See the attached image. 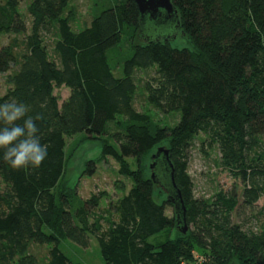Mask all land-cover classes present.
I'll use <instances>...</instances> for the list:
<instances>
[{
	"label": "trees",
	"instance_id": "16d2710c",
	"mask_svg": "<svg viewBox=\"0 0 264 264\" xmlns=\"http://www.w3.org/2000/svg\"><path fill=\"white\" fill-rule=\"evenodd\" d=\"M73 2L30 0L23 12L21 0H0V34L14 36L0 46V74H7L8 86L0 103H24L28 116L41 117L36 123L48 147L39 168L13 169L0 160V264H83L61 244L87 248L91 237L106 264H264V221L255 231L232 219L260 201L264 216V0H173L176 31L189 45L151 36L134 45L120 75L109 57L125 32L140 38L136 2L104 6L81 26ZM62 86L70 94L61 102L55 90ZM138 90L178 120L162 126L139 111ZM78 134L110 136L114 143L105 145L104 156L133 181L113 206L115 219L92 214L97 196L74 208L69 195L57 193L67 139ZM200 134L219 150L221 165L242 180L241 199L224 190L195 197L188 159ZM164 142L186 206L187 232L177 228L174 204L154 198L157 186L168 195L169 167L159 166L166 187L143 169L145 156ZM170 227L178 231L174 239L151 240ZM34 244L47 246L43 259Z\"/></svg>",
	"mask_w": 264,
	"mask_h": 264
},
{
	"label": "rangeland",
	"instance_id": "374dc122",
	"mask_svg": "<svg viewBox=\"0 0 264 264\" xmlns=\"http://www.w3.org/2000/svg\"><path fill=\"white\" fill-rule=\"evenodd\" d=\"M118 0H74L73 7L76 9V25L81 26L90 23L91 19L107 5H114ZM30 0H21V9L26 12V7ZM171 37L172 44L178 47L188 46L189 42L179 29L174 32ZM13 35L0 34V46L7 44ZM49 41L52 42V39ZM146 38L133 35L132 32H125L122 36L120 46L110 53V62L117 75L121 74L122 64L126 58L130 56L134 45L142 42ZM7 74H0V94H4L7 89ZM144 73L138 74V79L142 78ZM55 93L59 96L61 102L66 99L70 90L65 87H58ZM135 107L139 111H147L154 122L167 126L174 124L179 116L174 113L160 112L154 108L148 101L147 95L142 90H138ZM113 144L110 136L94 138L84 134H78L67 139L66 147V163L62 180L57 188V193H66L71 197L74 208L82 207L87 201H92L94 196L99 198V205L95 206L92 214L104 216L107 219H115L117 215L113 206L120 198L133 186L130 177L121 173L119 163L112 156H104L103 148L106 144ZM160 148H168V143L164 142L156 146L143 159V169L149 176L152 175L150 166L153 163L152 155L156 154ZM220 152L216 147H210L207 143L206 136L200 134L193 141L189 151V173L194 182L195 197L208 199L215 193L224 191H235L241 199V191L243 188L242 180L232 175L225 169L220 162ZM132 169H136L137 163L134 159H129ZM93 163V165H92ZM94 168V172L89 173L88 170ZM155 200L160 204H166L167 195L160 188H155ZM263 202L260 201L254 208L242 207L233 214V222L243 225L245 229L252 228L257 231L260 229L264 221L263 214L259 213V209ZM91 208L94 207L90 205ZM168 214L175 216L174 208L169 206ZM106 223V222H105ZM104 223V224H105ZM178 235L177 229L174 227L166 228L159 236L151 238L153 242H161L166 239H174ZM47 246L34 244L33 250L41 259L47 254ZM61 249L73 260L82 262L83 264H106L102 255L100 246L95 237H91V245L84 248L70 240L63 241ZM200 260L196 261L198 264Z\"/></svg>",
	"mask_w": 264,
	"mask_h": 264
},
{
	"label": "clouds",
	"instance_id": "9594fccd",
	"mask_svg": "<svg viewBox=\"0 0 264 264\" xmlns=\"http://www.w3.org/2000/svg\"><path fill=\"white\" fill-rule=\"evenodd\" d=\"M28 107L15 100L0 103V160L13 169L39 168L48 157Z\"/></svg>",
	"mask_w": 264,
	"mask_h": 264
},
{
	"label": "water",
	"instance_id": "95a60500",
	"mask_svg": "<svg viewBox=\"0 0 264 264\" xmlns=\"http://www.w3.org/2000/svg\"><path fill=\"white\" fill-rule=\"evenodd\" d=\"M138 6L140 15V36L147 35L146 39H165L173 37L177 29L179 20L178 10L173 0H134ZM167 165L170 173V186L166 188L167 199L174 204L177 218V228L182 232H187L188 223L186 217V206L180 190L177 188L174 177L173 164L169 159V152L165 148H160L153 155L152 179L155 183L166 185L159 178V166Z\"/></svg>",
	"mask_w": 264,
	"mask_h": 264
}]
</instances>
